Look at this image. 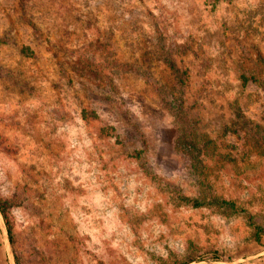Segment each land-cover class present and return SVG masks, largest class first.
I'll list each match as a JSON object with an SVG mask.
<instances>
[{
	"label": "rangeland",
	"instance_id": "rangeland-1",
	"mask_svg": "<svg viewBox=\"0 0 264 264\" xmlns=\"http://www.w3.org/2000/svg\"><path fill=\"white\" fill-rule=\"evenodd\" d=\"M254 74L264 0H0V264H264Z\"/></svg>",
	"mask_w": 264,
	"mask_h": 264
},
{
	"label": "trees",
	"instance_id": "trees-1",
	"mask_svg": "<svg viewBox=\"0 0 264 264\" xmlns=\"http://www.w3.org/2000/svg\"><path fill=\"white\" fill-rule=\"evenodd\" d=\"M164 61L166 62V64L169 66V68L171 69L173 76H174V83L173 86L176 88H178V86H182V84L184 83V76L187 75V71H180L179 68L176 66L175 61L173 60V58H171L170 56H164ZM255 79V81H257L261 86H264V80H262L261 78H259L256 74H254L253 76ZM180 104V102L178 103V105ZM181 105V104H180ZM177 118H179L180 120H182L181 123H183L182 128L185 131L184 136L181 138V146L183 148H185V150H188L190 153H192L193 155L195 154L198 157H201L205 154H208L209 151H211V144L213 143V141H211L210 137L206 134H200L198 132H196L193 128V126H191V124H189V121L186 119L185 121H183V117L184 115L180 112H178L176 114ZM239 118V117H238ZM241 126L243 129H247L245 133L247 134H251L250 131H248L249 129H251V127L253 126V122L247 120V119H243L241 118ZM257 126V125H255ZM264 142V139L262 138V140ZM214 143H213V150L216 149V147H214ZM197 157V158H198ZM203 203V202H202ZM195 205H200L201 203L197 200L194 201ZM207 204H216L219 207H225V208H235V205L233 202L228 201L226 199H222L220 197H214L211 201H209V203ZM13 206V203L9 200V199H4L0 197V212L5 220V224H6V228H7V232L9 235V238L12 241L13 236H12V223H11V219H10V209ZM259 230L262 231V228L259 227ZM16 264H20L19 261H16ZM188 264V263H186Z\"/></svg>",
	"mask_w": 264,
	"mask_h": 264
}]
</instances>
